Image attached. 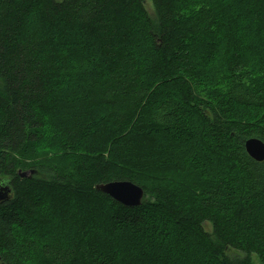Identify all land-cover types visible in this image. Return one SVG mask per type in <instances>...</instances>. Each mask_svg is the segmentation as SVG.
<instances>
[{"label": "trees", "instance_id": "16d2710c", "mask_svg": "<svg viewBox=\"0 0 264 264\" xmlns=\"http://www.w3.org/2000/svg\"><path fill=\"white\" fill-rule=\"evenodd\" d=\"M247 5L252 31L264 36V0ZM220 16L216 3H202L185 16L173 0H0V181L8 180L12 189L11 198L0 203V264H160L158 252L170 259L174 254L172 264L178 256L179 264H254L252 256L264 264V211L256 213L264 204V161H253L244 149L250 138L264 143V59L255 83L250 60L233 48L220 53L229 81L222 90L208 88L216 92L210 100H199L186 83L191 77L184 81L177 74L189 40L210 38ZM137 25L152 43L150 64H140L125 49ZM61 37L63 44L57 42ZM79 43H92L89 53H98L102 71L88 82L74 81L81 100L52 129L55 94L75 71L71 59L78 57ZM158 81L178 92H160L156 99ZM234 107L257 116L251 122L229 119ZM99 109L105 121L94 128ZM189 111L202 121L200 151L223 157L233 173L225 188L210 179L198 203L192 198L196 181L149 150L152 132L186 136ZM113 130L123 137L110 144L107 134ZM50 144L64 151L61 163L55 155L38 161V152ZM83 148L86 153L77 155ZM29 171L34 173L18 176ZM110 182L143 189L141 206L125 207L95 190ZM94 207H108L102 224L109 242L86 225ZM59 221L74 239L45 243L50 231L54 240ZM27 227L28 235L20 236L18 229ZM165 242L168 250L162 249ZM104 247L108 253L99 250Z\"/></svg>", "mask_w": 264, "mask_h": 264}, {"label": "rangeland", "instance_id": "374dc122", "mask_svg": "<svg viewBox=\"0 0 264 264\" xmlns=\"http://www.w3.org/2000/svg\"><path fill=\"white\" fill-rule=\"evenodd\" d=\"M173 2L174 7L180 10L185 16H189L190 13L196 8L200 7L202 3H216L219 5L220 9V20L215 32L211 35V37L205 40L199 39L198 37H193L187 44L188 49H186V52L182 51L181 53L183 56L181 57L183 62L179 63L180 67L177 69V74L179 78L183 79L184 81L186 76L191 77L189 79L190 81H186V83L192 90L193 95L195 94L197 97H199V100H201V98H207L210 100L214 95L213 93L216 92H213V90L208 88L214 87L219 90L224 88L229 80L224 78L223 72L220 68L222 60H217V57L220 53L231 48H233L232 52H240L241 55H243L242 59L250 60V74L251 77L254 78L253 81L257 83L256 79L260 75V69L262 66L261 62L264 59V36L254 34L252 31L253 20L250 15L249 17L247 16L249 13L247 0H173ZM144 6L148 16L153 18L154 13L150 3H145ZM78 35L79 34H74L75 39L78 37ZM230 37L232 38L233 42H231ZM66 38L68 37L66 36ZM222 38L223 40H221ZM60 41H62V37L57 40V42L60 44L64 43ZM58 43L57 45H59ZM257 43H260L258 44L259 46H257V48H253L252 45H257ZM89 46H92V43L83 45L79 43L77 49L74 51V54L78 55V57L72 56L71 59L72 65H75V71L68 83L60 88V91L55 94L56 96L58 94L59 95L55 97L54 101H56V103L49 116L52 129L59 126V123H65L67 116L75 111L81 100L74 85V81L78 78H82L84 81L88 82L94 74L97 76L102 71L100 63L101 59H98V53H89ZM125 49L134 55L140 64H150L154 59L152 43L150 42L149 37L142 25H137L135 32H133L131 38L126 42ZM213 82L215 85H211ZM153 90L156 91L154 95L156 99L161 97L160 92H166L167 97L174 96L175 93L178 92L177 89L174 87L171 88L169 85L168 87H164V84L159 81L157 84L153 85ZM188 113H186L183 121L185 122L183 130L184 135L186 136L163 138L160 136V133H156L155 137V133L152 132L151 138H154V143H152V145L149 147V150L151 154L154 157L157 156V159L160 161L165 155V157H167L172 164H176L175 170L185 171L186 175H188V178H193V180L196 181L194 190L192 189V198L196 199L195 202L198 203L200 200L199 198L202 197L203 190L209 187L210 179L214 180L212 186L225 188L224 182L230 179L233 173H231L232 171L230 172L228 170L229 163L224 162L223 157L219 156L218 154L211 155L207 152L202 153L200 151V148L202 150V147H200L201 143L199 142L200 130L203 131L201 127L202 121L200 118H197V116H194L190 111ZM105 114L106 113L104 112V109L96 110V116L94 119H92V126L94 128H97L101 122L105 121ZM256 116V112L245 108L234 107L233 110L230 109L228 112L229 119H238V121L243 122H251ZM105 131L107 133L109 129ZM107 137V141H110V144H112L117 140H121L123 137V132L118 134L113 130L107 134ZM184 137H187L188 139L184 141ZM85 142L88 143L89 140L86 139ZM93 142L99 143V139H93ZM162 145L167 147L164 148ZM160 151H162V153H157ZM81 153H86L84 148L77 151V155H82ZM38 154V161H43L44 157H51L54 155L62 158L64 151L57 149V147L50 144L48 149L40 150ZM62 160L63 158L60 159L59 162L61 163ZM259 206L261 207L256 209V213L258 211V214H261V212L264 211V204ZM103 209H108V207ZM103 209L94 207L93 212L90 213L91 218L88 220L86 225L89 231L94 233L99 240L101 238H105L107 242H109V233L104 231V225L102 224ZM157 218H161V216H158ZM61 222L59 221L53 227V231L57 230L54 235V240L50 231L45 235V243L58 245L63 238L68 240L74 239V236L70 231H66L64 227L61 228ZM68 223L73 227L70 220H68ZM29 228L30 227H27L26 229H18V234L20 236L28 235L27 232ZM203 229L205 232L209 234L211 233V228L208 224H205ZM190 242L192 243L193 240H190ZM162 249L168 250V244L166 242L164 243ZM99 250L103 253H108L110 249H106V247H104ZM135 250L138 251V249ZM158 254H160V264H163L166 261L167 264H172V260H174V262L176 260V256L174 254L173 259H170V257H172L170 254L166 257L161 256V252H158ZM201 254L203 253L201 252ZM227 254L229 256H234L238 253L234 251H228ZM152 257L153 259H157L156 254L152 255ZM179 258L180 256L177 257L178 264ZM191 259H193V262L195 261L194 257H191L189 260ZM252 260L254 264H260L256 257L252 256ZM203 262V264L208 263L205 260Z\"/></svg>", "mask_w": 264, "mask_h": 264}, {"label": "water", "instance_id": "95a60500", "mask_svg": "<svg viewBox=\"0 0 264 264\" xmlns=\"http://www.w3.org/2000/svg\"><path fill=\"white\" fill-rule=\"evenodd\" d=\"M244 149L250 159L255 162L264 161V143L259 139L250 138L245 141ZM34 171L25 173L18 172L20 178H25ZM95 190L107 195L113 201L129 208H136L141 206L144 191L140 187L131 182H110L106 184H99L95 186ZM12 189L8 180L0 181V203L8 201L11 198Z\"/></svg>", "mask_w": 264, "mask_h": 264}]
</instances>
